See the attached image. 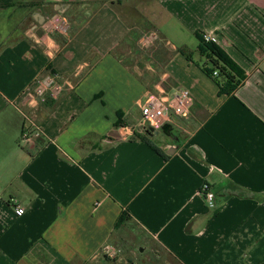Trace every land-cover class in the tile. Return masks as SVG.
<instances>
[{"label":"crops","instance_id":"crops-1","mask_svg":"<svg viewBox=\"0 0 264 264\" xmlns=\"http://www.w3.org/2000/svg\"><path fill=\"white\" fill-rule=\"evenodd\" d=\"M54 12L70 33L42 40ZM147 30L159 38L142 49ZM197 32L246 73L234 91L201 69ZM47 75L56 99L34 93ZM182 88L178 140L148 135L142 100ZM139 245L176 264L264 263V0H0V264H152Z\"/></svg>","mask_w":264,"mask_h":264},{"label":"built area","instance_id":"built-area-1","mask_svg":"<svg viewBox=\"0 0 264 264\" xmlns=\"http://www.w3.org/2000/svg\"><path fill=\"white\" fill-rule=\"evenodd\" d=\"M71 24L68 18L60 13H52L40 25V33L42 40L50 38L53 35L68 36ZM159 35L155 30H147L142 32L139 37L138 44L142 49L152 48ZM205 41L211 40L209 36L203 34ZM217 75V71L213 72V76ZM64 89V84L55 76L47 75L36 80L34 93L38 97L48 95L56 99ZM192 106V96L188 89H175L170 92L156 91L149 92L142 100L140 105V128L160 129L164 124L170 122L174 117H187L190 114ZM21 141H31V138L24 132L21 135ZM200 194L203 196L206 205L209 208L215 207V195L210 185L204 182L200 187ZM15 214L22 216L25 213L24 207L17 205L14 207ZM101 254L109 259L118 257L120 250L112 243H106L102 246Z\"/></svg>","mask_w":264,"mask_h":264},{"label":"trees","instance_id":"trees-1","mask_svg":"<svg viewBox=\"0 0 264 264\" xmlns=\"http://www.w3.org/2000/svg\"><path fill=\"white\" fill-rule=\"evenodd\" d=\"M198 54L203 62L201 69L218 85L220 93H230L238 88L246 79V73L234 62L228 54L213 40L205 41L202 33H196ZM189 58V55H186ZM217 75L213 76V72ZM128 218L126 213L119 217L115 228ZM264 264V263H263Z\"/></svg>","mask_w":264,"mask_h":264},{"label":"rangeland","instance_id":"rangeland-1","mask_svg":"<svg viewBox=\"0 0 264 264\" xmlns=\"http://www.w3.org/2000/svg\"><path fill=\"white\" fill-rule=\"evenodd\" d=\"M161 137L165 138V136L162 133H159L158 138H161ZM143 248L144 247L142 245L136 246L138 256L143 257V258H141L140 262H144L143 261L144 259L147 261H150L151 260L150 254H148V253L146 254V251L144 253ZM160 251H161L160 258H158L157 260H151L152 264H176L175 261L173 259H171L167 253H165V251H163V250H160Z\"/></svg>","mask_w":264,"mask_h":264},{"label":"water","instance_id":"water-1","mask_svg":"<svg viewBox=\"0 0 264 264\" xmlns=\"http://www.w3.org/2000/svg\"><path fill=\"white\" fill-rule=\"evenodd\" d=\"M148 135H153V134H157L158 132H162L165 135H167L170 138H173L174 140H178V137L173 133V127L171 126V124L166 123L164 124L160 129H147L145 131ZM177 149V146L173 147L172 150L167 151L168 154H172L175 150Z\"/></svg>","mask_w":264,"mask_h":264}]
</instances>
